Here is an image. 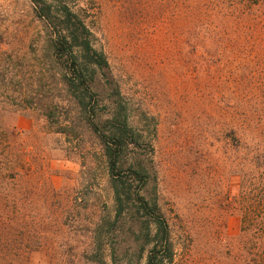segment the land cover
<instances>
[{
    "label": "trees",
    "instance_id": "obj_1",
    "mask_svg": "<svg viewBox=\"0 0 264 264\" xmlns=\"http://www.w3.org/2000/svg\"><path fill=\"white\" fill-rule=\"evenodd\" d=\"M25 3L31 18L28 32H0V264H41L34 262L38 255L46 264L82 260L106 264L96 259L104 216L91 214L86 220L78 211L70 213L73 190L51 188L42 147L25 143L34 133L23 135L3 123L11 109L24 108L42 112L43 134L61 137L68 155L84 161L100 157L114 185L117 216L127 205L141 213L149 246L144 264H175L179 255L190 258L191 229L177 230L172 212L157 200L150 201L143 186L135 194L130 189L128 179L136 176L145 184L149 174L131 148H138L139 140L149 144L157 140L158 120L142 101L125 94L122 77L114 74L103 49L96 47L101 31L98 0ZM115 4L131 24L154 32L163 26L171 30L180 51L196 54L200 63L226 67L238 57L249 61L239 70L244 71L245 83L259 86V97L235 96L234 88L240 86L235 81L229 97L220 96L216 104L222 105L218 117L226 125L229 176L237 179V192L224 206L239 216V233L224 237L217 217L203 238L212 264H264V65L251 62L254 57L248 54L264 50V0H115ZM251 64L258 68L250 69ZM234 70L227 72L233 81ZM101 102L104 112L98 109ZM134 103L143 108L137 117L131 113ZM83 141L89 150L80 149ZM66 229L87 233L77 254L65 238Z\"/></svg>",
    "mask_w": 264,
    "mask_h": 264
},
{
    "label": "rangeland",
    "instance_id": "obj_2",
    "mask_svg": "<svg viewBox=\"0 0 264 264\" xmlns=\"http://www.w3.org/2000/svg\"><path fill=\"white\" fill-rule=\"evenodd\" d=\"M98 2L101 31L96 47L103 49L114 74L122 77L125 94L139 103L142 101L158 120L157 140L150 144L139 140V147L131 148L138 160L148 167L149 174L145 184L136 176L128 179L130 189L135 194L143 186L150 201L157 200L172 212L177 230L183 226L191 229L194 255L186 260L179 255L175 264H212L203 238L211 231V224L219 217L227 239L235 238L240 228L237 213L227 212L224 206L227 197L237 192V179L229 176L223 137L226 125L218 117L222 105L216 104L220 96L229 97L235 81L240 85L234 88L235 96L259 97V86L245 83L244 71L239 70L244 63L249 66V61L238 57L233 65L237 67H222L211 61L200 63L196 54L180 51L175 43L177 36L170 34L171 30L165 26L158 32L150 27L140 28L137 23L126 20L115 0ZM30 21L25 0H0V32H28ZM248 54L254 57L251 62L264 65V50ZM234 68L240 72L236 74ZM229 69L235 71L234 81L232 76H227ZM253 79L258 81L256 76ZM244 85L249 89L244 90ZM139 103L131 107L135 117L143 112ZM98 109L106 110L102 102ZM3 123L23 135L34 133L25 143L42 147L44 173L51 188L73 190L68 203L70 213L78 211L86 220L91 214L104 216L106 223L101 229L97 260L102 259L106 264H114L113 260L115 264L145 263L149 246L145 244L141 213L133 211V205H127L117 216L114 185L99 156L84 161L77 155H68L64 151L67 144L61 137L43 134L46 121L38 109H11L3 116ZM84 148L89 150L85 141L80 144V149ZM77 233L65 230V238L74 254L79 248L81 251L87 241L86 232ZM202 253L206 254L201 256ZM34 262L46 264L40 255L34 257ZM81 264L86 263L82 260Z\"/></svg>",
    "mask_w": 264,
    "mask_h": 264
}]
</instances>
